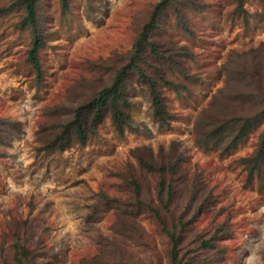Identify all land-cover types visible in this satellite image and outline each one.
Instances as JSON below:
<instances>
[{"label": "rangeland", "instance_id": "374dc122", "mask_svg": "<svg viewBox=\"0 0 264 264\" xmlns=\"http://www.w3.org/2000/svg\"><path fill=\"white\" fill-rule=\"evenodd\" d=\"M17 1L0 0V264H22L21 246L31 264H171L164 228L181 224L185 264H264V119L230 153L196 143L202 120L264 108L248 94L264 95V0H171L143 64L174 83L159 79L171 124L132 72L124 135L108 115L65 150L64 125L128 63L161 0H39L41 80Z\"/></svg>", "mask_w": 264, "mask_h": 264}, {"label": "trees", "instance_id": "16d2710c", "mask_svg": "<svg viewBox=\"0 0 264 264\" xmlns=\"http://www.w3.org/2000/svg\"><path fill=\"white\" fill-rule=\"evenodd\" d=\"M170 1L171 0H161L155 6L149 22L144 26L140 37L135 43L132 56L128 63L118 70L112 83L100 90L93 99L81 104L74 110L72 120L64 125L63 135L57 138V143H61L60 150H65L70 147L71 135L73 136V140L81 145H86L90 139L92 130L101 125L108 115L111 117L116 132L119 135H124L132 120V101L126 83L128 75L132 72L137 73L139 80L147 86L153 107L154 118L159 122L161 127H168L171 124L172 115L168 111L166 98L160 89L159 79L166 85H173L174 83L166 79V77L163 76V72L161 76L156 78L155 75L143 65L145 62L144 51L146 45H149L153 53H158L155 43L150 41L149 37L151 31L157 25V21L164 7L168 5ZM62 2L67 8L69 0H62ZM243 2L244 0H241V6ZM38 4L39 0H19L13 5L24 9V23L32 30L33 42L29 50L28 59L32 63L37 77L41 80L43 70L39 58V50L42 46L43 39L38 28ZM10 8L0 9V14L6 13ZM168 63L172 62L169 61ZM247 65L248 62H245L243 71L247 72L249 77L254 79L252 81L255 83V74L258 67L255 66V69H253L252 66L248 67ZM255 90L256 92L254 93L249 92V96H251V98L252 96L262 98L264 102V95L259 92L260 89L255 88ZM262 119H264V108L260 110L241 109L240 107L238 111L232 114H222L210 121L202 120L199 123V125H201V130L196 134V143L203 150L222 148L226 153H230L259 126ZM261 140V147L256 153L255 158H253L255 165H260L262 160H264V133L261 134ZM180 226L181 229L175 225L171 229L164 228L170 244L169 260L171 264H185L184 255L182 253L185 226L184 224ZM205 247L207 248L210 246L206 245ZM20 252L21 263L31 264L30 260L27 259L28 248L21 246Z\"/></svg>", "mask_w": 264, "mask_h": 264}]
</instances>
